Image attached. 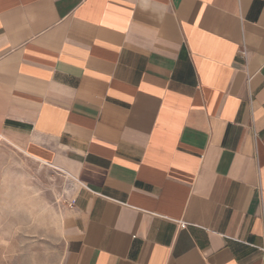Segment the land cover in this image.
Wrapping results in <instances>:
<instances>
[{
	"label": "crops",
	"instance_id": "crops-1",
	"mask_svg": "<svg viewBox=\"0 0 264 264\" xmlns=\"http://www.w3.org/2000/svg\"><path fill=\"white\" fill-rule=\"evenodd\" d=\"M0 137L59 264H264V0H0Z\"/></svg>",
	"mask_w": 264,
	"mask_h": 264
},
{
	"label": "rangeland",
	"instance_id": "rangeland-1",
	"mask_svg": "<svg viewBox=\"0 0 264 264\" xmlns=\"http://www.w3.org/2000/svg\"><path fill=\"white\" fill-rule=\"evenodd\" d=\"M75 181L0 137V264H59L60 222Z\"/></svg>",
	"mask_w": 264,
	"mask_h": 264
},
{
	"label": "built area",
	"instance_id": "built-area-1",
	"mask_svg": "<svg viewBox=\"0 0 264 264\" xmlns=\"http://www.w3.org/2000/svg\"><path fill=\"white\" fill-rule=\"evenodd\" d=\"M180 227H181L182 229H184V228H186V224H184V223H180Z\"/></svg>",
	"mask_w": 264,
	"mask_h": 264
}]
</instances>
